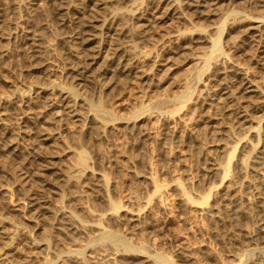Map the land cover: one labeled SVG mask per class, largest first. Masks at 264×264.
<instances>
[{"label":"rangeland","instance_id":"374dc122","mask_svg":"<svg viewBox=\"0 0 264 264\" xmlns=\"http://www.w3.org/2000/svg\"><path fill=\"white\" fill-rule=\"evenodd\" d=\"M94 1L84 6L79 0H0V216L5 226L0 227V246L3 237L7 241L15 233L13 244L0 247V264H90L95 260L88 253L99 248L111 252L110 264H135L152 253L148 258L154 264L159 256L160 264H229L227 229L234 240L251 246L255 235L256 246L263 247L264 223L261 227L257 220L264 210L255 207L248 182L264 189V121L256 120L259 112L251 108L264 98V28L248 29L246 18L264 15V0H254L257 5L251 0H215L216 5L208 0L201 13L184 5L161 21L153 19L154 0ZM88 7L100 20L84 45L75 32L82 15L90 13ZM142 23L148 24L144 35L138 32ZM119 31L125 46L111 54ZM177 31L180 37L168 42ZM216 36L218 50L212 49ZM32 41L37 42L35 58L24 53V44ZM98 47V58L89 59L87 54ZM130 57L134 66L126 69ZM89 60L94 62L86 67ZM242 69H249L246 76L257 83V91L241 87L244 75L237 72ZM85 75L92 77L85 80ZM78 81V115L64 114L58 105L61 94ZM3 94L9 95L7 101ZM219 106L223 112L245 109L248 118L242 125L250 127L229 128L228 114H220ZM102 111L107 114L100 120ZM207 119L212 126L228 128L229 139L206 127ZM212 155L227 166L230 180L238 178L234 182L239 190L245 188L240 190L246 196L242 202L253 208L236 207V215H225L233 220L227 218L223 229L217 220L224 218L221 173L215 169L208 176L204 170ZM21 166L32 172L24 179V174L18 176ZM37 185L43 193H36L45 196L39 201L42 208L22 198L23 193L39 192ZM164 199L168 210L160 204ZM103 231L110 239H103ZM24 235L42 246L22 245ZM183 245L188 250L180 255ZM263 248L259 251L264 254ZM74 255L84 262L75 263ZM255 256L244 254L240 264H251Z\"/></svg>","mask_w":264,"mask_h":264},{"label":"bare ground","instance_id":"6f19581e","mask_svg":"<svg viewBox=\"0 0 264 264\" xmlns=\"http://www.w3.org/2000/svg\"><path fill=\"white\" fill-rule=\"evenodd\" d=\"M79 1H82L83 2V5L84 6H88V4H86L87 2L89 3V2H92L93 3V1L94 0H79ZM96 1H97V3H96ZM96 1H94V3H96V4H102V3H104V0H96ZM136 1V0H135ZM165 0H154V6H153V8H154V12H153V19H159V21H161L163 18H167V17H169L170 15H172L173 13H177V11H179V9L178 8H182V10H184L185 9V7H186V5H192V6H194L195 7V9H194V11H195V13H201V11L203 10H201V9H199V8H201V7H207V3H208V0H192L193 2H190L189 0H166L167 2H166V4L163 6V2H164ZM73 2H74V0H73ZM210 2H212L211 0H210ZM251 2H254V0L252 1L251 0ZM256 2H257V4H258V0H256ZM263 2V1H262ZM213 4H215L216 5V3H215V0H214V2H212ZM255 3V2H254ZM261 3V2H260ZM259 3V4H260ZM77 4V3H76ZM91 4V3H90ZM256 4V3H255ZM256 4V5H257ZM60 5V4H59ZM83 5H81V7L83 6ZM184 5H185V7H184ZM209 5H210V3H209ZM262 5V4H261ZM63 6V5H62ZM251 6H252V4H251ZM260 6V5H259ZM250 7V6H249ZM253 7V6H252ZM57 8H58V6H57ZM59 8H60V6H59ZM89 8V7H88ZM162 8V9H161ZM213 8H215V7H213L212 6V8L211 9H213ZM217 8V7H216ZM67 9V8H66ZM178 9V10H177ZM205 9V8H204ZM211 9H208V11H210ZM90 10V11H89ZM89 12L90 13H87L85 16H83L82 15V17H84L81 21H80V23L79 24H77V28H76V38L77 39H79V40H77V41H80V43H82V44H87L88 45V43L90 42V39L92 40V36L91 37H89V35L88 34H92L91 32H89V30H92L91 28H94V27H96V24H95V22L97 21V20H100V17L98 18L97 17V15H96V13H94V12H91V11H93L94 9L93 8H89ZM181 10V9H180ZM57 11V10H56ZM131 11V10H130ZM97 12V11H96ZM133 12H134V10H133ZM151 12V11H150ZM192 12V11H191ZM237 12H239V11H237ZM58 13V12H57ZM61 13V12H60ZM83 13V12H82ZM98 13V12H97ZM184 13V12H183ZM213 13H215V12H213ZM233 12H229L228 14H227V16H230L231 14H232ZM236 13V12H235ZM240 13V12H239ZM238 13V14H239ZM237 14V13H236ZM236 14H234V16L236 15ZM118 15V14H117ZM239 15H242V16H244V17H246L244 14H239ZM247 15V14H246ZM64 16V15H63ZM113 17H115V18H117V16H115V13L112 15ZM233 16V15H232ZM79 17V16H78ZM231 17V16H230ZM62 18H64V17H62ZM61 18V19H62ZM114 18V19H115ZM144 18V17H143ZM80 19H81V17H80ZM144 19H146V18H144ZM151 19V18H150ZM247 20H249L250 21V24H249V26H248V29H257L259 26L260 27H262L263 26V28H264V15L262 14V15H260V16H253V17H249V18H246ZM66 20V19H65ZM64 20V21H65ZM107 20V19H106ZM76 21V20H75ZM79 21V20H78ZM62 22V21H61ZM255 22H259V23H255ZM76 23H77V21H76ZM104 23H105V21H104ZM63 24V23H62ZM221 24V23H220ZM223 24H225V22H223ZM103 25V24H102ZM148 25V24H147ZM146 24H144V23H142V24H140L139 26V28L140 29H138L139 31V33L141 34V35H144V33L146 32V26H147ZM154 25V24H153ZM223 25L221 24V25H219V28L218 29H220L221 30V27H222ZM115 27V26H114ZM148 29V28H147ZM258 29H260V28H258ZM74 30V29H73ZM72 30V31H73ZM219 30V31H220ZM243 30V29H242ZM198 31V30H197ZM218 31V32H219ZM262 31H263V29H262ZM264 32V31H263ZM122 33H124L123 31H119L118 33H116V37H114V40H116L117 42H115V44H113L112 43V47H109V52L111 53V54H114V52H118V51H120V50H123V47L125 46V39L122 37ZM204 33V32H203ZM248 33V32H247ZM260 33V32H259ZM262 33V32H261ZM37 34V33H36ZM33 35H35V34H33ZM94 35V34H93ZM180 33L177 31V33H172V34H170L169 36H168V42H174V41H176L179 37H180ZM36 36V35H35ZM74 37V38H75ZM33 38L34 39H36L34 36H33ZM33 38H31V37H28L27 39H33ZM38 39V38H37ZM212 39V38H211ZM113 40V41H114ZM213 41H212V45H213V48L212 49H214L215 48V50H218L219 49V46L218 45H220L219 44V42H220V40H219V37L218 36H216V37H214L213 39H212ZM27 41V40H26ZM29 41V40H28ZM34 41V40H33ZM33 41L32 42H30V44H24L25 46H24V53H25V55L27 56V57H29V58H31V57H33L34 56V58L37 56V52H38V48H35L34 46H37L36 44H37V42H35V43H33ZM210 42V41H209ZM27 43V42H26ZM23 45V44H22ZM111 45V44H110ZM179 47L180 46H182L181 44L180 45H178ZM185 46V45H184ZM83 47H85V46H83ZM83 49V48H82ZM85 49V48H84ZM83 49V50H84ZM88 49H90V48H88ZM85 50H87V47H86V49ZM95 50V49H94ZM99 51H100V48L98 47L95 51H93L92 53H90V54H87V57L89 58V59H91V60H93L94 58H96L98 55V53H99ZM107 51V52H108ZM212 51V50H211ZM213 52V51H212ZM215 53H216V51H215ZM85 54V53H84ZM106 54H108V53H106ZM101 55V54H100ZM116 55V54H115ZM210 55V56H209ZM208 56V58H212V55H211V53L209 54ZM85 56V55H84ZM117 56V55H116ZM216 56V55H215ZM218 56V55H217ZM104 57H106V56H104ZM120 57H122V56H120ZM223 57H224V55H223ZM98 58V57H97ZM121 59V58H120ZM130 59H131V57H130ZM222 59V58H221ZM220 59V60H221ZM33 60V59H32ZM186 60V59H185ZM200 60V59H199ZM225 60V59H224ZM90 61V60H89ZM97 61V60H96ZM123 61H125V58L123 59ZM122 61V62H123ZM217 61V60H216ZM94 61H90V62H86V63H88V64H86V63H84V61H83V63H84V65L83 66H85V64H86V67L88 66V65H90V64H92ZM178 63V62H177ZM101 64V63H100ZM124 64H127L128 66H127V68L126 69H128V68H130V66H134L133 64H132V59H131V61H127L126 63L124 62ZM32 65V64H31ZM34 65V64H33ZM75 65H76V63H75ZM108 65V64H107ZM123 65V64H122ZM216 65V64H215ZM234 65H235V63H234ZM234 65H233V67H234ZM237 65V64H236ZM241 65V64H240ZM263 65H264V62H263ZM69 66V65H68ZM126 66V65H125ZM232 67V69H234ZM237 67H238V65H237ZM78 68V67H77ZM82 68H84V67H82ZM136 68V67H135ZM84 69H86V68H84ZM122 69V68H121ZM139 69V68H138ZM229 69V68H228ZM239 69H241V68H239ZM81 70V69H80ZM131 70V69H130ZM227 70V69H226ZM231 70V69H230ZM229 70V71H230ZM236 70V69H235ZM238 70V69H237ZM243 71L241 72V71H239V72H237V74L238 73H241V75H244V76H241V78L243 79V82H242V88H244V90L246 91V92H252V91H257V83L255 84L251 79H249V77H247L248 76V74L247 73H249V72H247L248 70L247 69H242ZM76 71H78L77 69H76ZM75 71V72H76ZM82 71H84V70H82ZM128 72H129V70H128ZM234 72V71H233ZM78 74H80V72L78 73ZM82 74V73H81ZM103 74H106V73H104L103 72ZM139 74V73H138ZM235 74V73H234ZM246 74H247V76H246ZM91 75V74H90ZM90 75H85V77L84 78H86L85 80H90V78L92 77V76H90ZM239 75V74H238ZM88 76V77H87ZM112 76V75H111ZM231 76V75H230ZM234 76V75H233ZM240 76V75H239ZM228 77V76H227ZM111 78H113V77H111ZM198 78V77H197ZM236 78V77H235ZM81 79V81H83L82 80V78H80ZM93 80V79H92ZM223 80V79H222ZM232 80V79H231ZM233 80H237V79H233ZM239 80V79H238ZM237 80V81H238ZM81 81H78L77 83H75V85L74 86H69V87H67L66 89H64V91L62 92V94H61V97H60V103L58 104L59 106H61L62 107V110H63V113L64 114H67V115H71V116H77L78 115V112H77V107H76V105L78 104V89H77V86L78 85H80V83H81ZM110 81V80H109ZM218 81H221V80H218ZM226 81V80H225ZM240 81V80H239ZM254 81H256V80H254ZM235 82V81H234ZM241 82V81H240ZM220 83V82H219ZM222 83V82H221ZM216 84V83H215ZM224 84V83H223ZM225 85V84H224ZM227 85H228V83H227ZM213 86V85H212ZM229 86V85H228ZM222 87V86H221ZM227 87V86H226ZM211 89V88H210ZM214 89V88H213ZM221 89V88H220ZM223 90H225V89H223ZM230 90V89H229ZM228 90V91H229ZM243 89L242 90H240V93H241V91H244ZM259 90V89H258ZM226 91V90H225ZM239 91V90H238ZM230 92V91H229ZM233 92V91H232ZM231 92V93H232ZM226 93V92H225ZM227 94H229V93H227ZM232 95V94H231ZM237 95V94H236ZM227 96V95H226ZM233 96V95H232ZM229 97V96H228ZM238 97V96H237ZM264 97V96H263ZM223 98V97H222ZM225 98V97H224ZM231 98H234V97H231ZM262 98V97H261ZM1 99L3 100V101H7L8 99H9V95L8 94H3V95H1ZM219 100V99H218ZM233 100H235V98L233 99ZM259 100V99H258ZM231 101V100H230ZM219 102V101H218ZM223 102V101H222ZM221 102V103H222ZM228 102V101H227ZM233 103V102H232ZM232 103H230L231 104V107H232ZM46 104L48 105V107H50V105L51 104H49L48 102H46ZM226 105H227V103H226ZM225 105V106H226ZM229 105V104H228ZM226 106V107H230V106ZM248 105V104H247ZM91 106H93V105H91ZM222 106H224V105H222ZM222 106L220 107L221 108V111H220V114H223V113H226L227 112V114L229 115H225L226 116V118H229V120L226 122V124L227 123H229L227 126L229 127V128H231V127H233V128H237V130H238V128H241V130H242V128L244 129V127H247V126H243L242 125V122H243V120H247V118L245 117V109L244 110H242V109H239L238 111H222ZM240 106V105H239ZM243 106V105H242ZM246 106V105H245ZM45 107V106H44ZM94 107V106H93ZM98 107V106H97ZM249 107V106H248ZM239 108V107H238ZM250 108V107H249ZM251 108L252 109H254V110H257L258 112H259V114L258 115H256V117H255V115H254V117H255V119L256 120H258V121H264V98L262 99V100H260V101H256V102H253L252 104H251ZM95 109V108H94ZM230 109V108H229ZM232 109V108H231ZM248 109V108H247ZM62 110H61V112H62ZM93 110V109H92ZM96 110V109H95ZM94 110V111H95ZM220 110V109H219ZM225 110H227V109H225ZM235 110V109H234ZM253 110V111H254ZM104 111H105V109H104ZM104 111H102V112H104ZM252 111V110H251ZM251 111H250V113H251ZM60 112V113H61ZM101 112V114L99 115V116H101L102 114L103 115H105V114H107V112L105 113H102ZM248 112V111H247ZM95 113H97V112H95ZM98 113H100V112H98ZM217 113V112H216ZM250 113H248V114H250ZM62 114V113H61ZM94 114V113H93ZM102 115V116H103ZM252 115V114H251ZM95 116V115H94ZM94 116H92L93 117V119H96ZM102 116L100 117V120H101V118H102ZM224 116V117H225ZM20 117H21V115H20ZM62 117V116H61ZM104 117V116H103ZM223 117V116H222ZM77 119V118H76ZM103 119V118H102ZM211 119V118H210ZM210 119H207V120H205L204 122H205V125H206V127H211L212 128V132L213 133H215V134H221V133H223L226 137H224L223 135H221V138H225L224 140L226 141L227 139H229V136L231 135V134H229V132L227 131L228 130V128H226L225 130H222V126H220V125H214V126H212V125H210ZM255 119L253 120L252 119V121H255ZM99 120V122H100V124H104V122H106V121H100ZM259 123V122H258ZM225 124V123H224ZM225 124V125H226ZM245 124V123H244ZM68 126V125H67ZM250 127V126H249ZM249 127H247V128H249ZM214 128V129H213ZM207 130H208V128H207ZM245 130V129H244ZM249 130V129H248ZM251 130V129H250ZM211 131V130H210ZM236 131V130H235ZM40 132V131H39ZM211 134V133H210ZM237 134V133H236ZM233 135V134H232ZM223 136V137H222ZM235 137V136H234ZM214 138H217V137H215L214 136ZM218 139V138H217ZM216 139V140H217ZM232 139V138H231ZM219 141V140H218ZM229 141V140H228ZM11 142V141H10ZM222 142V141H221ZM220 142V143H221ZM226 143V142H225ZM225 143H223V146L225 145ZM8 144V143H7ZM227 145H228V143H226ZM211 145H215V143H212ZM218 145V144H217ZM217 147H219V146H217ZM223 150H224V147H222V146H220ZM216 149V148H215ZM218 150V149H217ZM226 150H228L227 148H225V151ZM258 150V149H257ZM260 150H262V149H260ZM259 150V152H261ZM216 151V150H215ZM220 151V150H219ZM225 151H224V153H225ZM227 152V151H226ZM229 154V153H228ZM213 155H215V154H213ZM213 155L212 156H209L208 158V165L207 166H205L206 168H204V170H205V172L206 173H208V174H206V175H208L209 176V174L213 171V172H215L214 170L215 169H217L218 170V172H220L221 173V175L219 176L220 177V180H221V185H222V198H221V205H220V207H221V209L220 210H223V212H224V218L222 217V218H220V217H218V221L221 223V228L223 227V228H226V223L228 222H226V219L227 218H231V216L230 217H227V218H225V215L226 214H230V213H234L235 212V214L234 215H236L237 213H236V207L237 208H242L243 206H244V209H246L248 212H251L252 211V207L250 206V205H245V204H243V202H242V200L244 201V199H245V193H243V192H245V191H240V190H243V189H245V188H243V189H240L239 190V188H238V178L237 179H235L234 181H236V180H238V181H236V182H234V181H232V179L230 180V178H229V175H228V172H227V170H226V167L224 166V165H221L219 162V164L217 163V161L215 160V159H217V158H214L213 157ZM41 156V155H40ZM228 156V155H227ZM261 156V154L259 155V157ZM39 157V156H38ZM42 157H43V155H42ZM218 157V156H217ZM230 157H231V155H230ZM254 158H256V156L254 157ZM253 159V158H252ZM42 160V159H41ZM48 160V159H47ZM257 161H259L258 159H256ZM255 160V161H256ZM256 161V162H257ZM252 162V161H251ZM262 163V162H261ZM264 163V162H263ZM252 164V163H251ZM250 164V165H251ZM255 164V163H254ZM257 164H259V163H257ZM45 165V164H44ZM44 165H42V167L44 168L45 166ZM41 166V165H40ZM259 166V165H258ZM254 167V166H253ZM43 168H40V169H43ZM46 168H47V166H46ZM251 168V167H250ZM255 168V167H254ZM253 168V169H254ZM257 168V167H256ZM19 169V168H18ZM260 169V168H259ZM20 171V174L18 175L19 177H20V175H23L22 177H23V179L24 178H26V177H28L32 172H30L29 170H27L26 168H24V167H22L21 166V168L19 169ZM241 170V169H240ZM239 170V171H240ZM255 171V170H254ZM212 172V173H213ZM217 172V171H216ZM215 172V173H216ZM241 172V171H240ZM259 172V171H258ZM219 173V174H220ZM254 173V172H253ZM260 173V172H259ZM40 174V173H39ZM59 174V173H58ZM230 174V173H229ZM237 174V173H236ZM235 174V175H236ZM241 174V173H240ZM243 174V173H242ZM33 175V174H32ZM211 175V174H210ZM216 176H217V174H215ZM231 175V174H230ZM258 175V174H257ZM256 175V176H257ZM262 175V174H261ZM101 176H103V174L101 175ZM100 176V177H101ZM232 176V175H231ZM239 176H242V175H239ZM238 176V177H239ZM254 176V175H253ZM253 176H251V177H253ZM259 176V175H258ZM257 176V177H258ZM235 177V176H234ZM234 177H233V179H234ZM249 177V176H248ZM250 177V178H251ZM260 178H261V176H259ZM263 177H264V174H263ZM32 178V177H31ZM232 178V177H231ZM241 178V177H240ZM242 178H244V177H242ZM256 179V178H255ZM26 180V179H25ZM218 180H219V178H218ZM219 180V181H220ZM242 180V179H241ZM245 180V179H244ZM248 180V179H247ZM257 180V179H256ZM33 182V181H32ZM44 182V181H43ZM245 182H246V180H245ZM245 182H244V184H245ZM260 182H261V184H262V186H263V188H264V178H262V179H260ZM97 183V182H96ZM241 183H242V181H241ZM247 183V182H246ZM248 183H250V185H251V187H253V200H254V204L256 205L255 207L257 208V206L258 207H260V208H262L263 210H264V189H260V187L261 186H258L253 180H249V182ZM248 183H247V185H248ZM98 184V183H97ZM103 184V183H102ZM259 184V183H258ZM247 185H245V186H247ZM249 185V186H250ZM260 185V184H259ZM23 186V185H22ZM37 187H39L38 185L35 187V189L37 188ZM244 187V186H243ZM251 187H249V188H247V189H250ZM33 188V187H32ZM40 188V187H39ZM33 190V189H32ZM37 190H39V192L38 191H29V193H23V196H22V198L23 199H25L26 201H27V203H29L30 205L29 206H33V205H37L38 207H39V205H40V207L42 208V206H44L45 207V205H42V204H40V202L39 201H44L43 199H42V196H40L39 194H37V193H40V192H42L43 193V191H42V189L40 188V189H38L37 188ZM44 190V189H43ZM37 192V193H36ZM219 193V192H218ZM249 193V192H248ZM247 193V194H248ZM45 194V193H44ZM246 194V195H247ZM159 195V194H158ZM43 197H45V196H43ZM219 197H220V195H219ZM248 197V196H247ZM117 198H118V201H120V195H118L117 196ZM166 199V198H165ZM165 199H164V201L163 200H160V204L162 205V207L164 208V209H166V210H168L167 209V207H168V205H167V203H168V201H166L165 202ZM247 200L249 201V199L247 198ZM246 200V201H247ZM252 201V200H251ZM251 201L249 202V203H251ZM218 202V201H217ZM218 203H220V200H219V202ZM216 204V203H215ZM115 206H117V202H116V205ZM170 206V205H169ZM215 205H213V207H214ZM216 206H218V204L216 205ZM215 206V207H216ZM215 207H214V209H215ZM35 208H37L36 206H35ZM256 208H254V209H256ZM44 209V208H43ZM42 209V210H43ZM200 209V208H199ZM218 209V208H217ZM243 209V208H242ZM258 209V208H257ZM239 210H241V209H239ZM259 210V209H258ZM262 210V211H263ZM38 211H40V210H38ZM56 211V210H55ZM63 210L60 208H58V210H57V212H62ZM57 212H56V214H57ZM64 212V211H63ZM65 212H69V211H65ZM65 212H64V214H65ZM222 212V211H221ZM222 212V213H223ZM70 213V212H69ZM69 213H66V214H69ZM218 213V212H217ZM239 213V212H238ZM263 213V212H262ZM43 214V213H42ZM62 214V213H61ZM65 214V215H66ZM218 214H220V213H218ZM228 214V215H229ZM70 215V214H69ZM220 215H222V214H220ZM228 215H226V216H228ZM230 215H232V214H230ZM256 215V214H255ZM258 215V214H257ZM259 215H260V213H259ZM250 216V215H249ZM261 216V215H260ZM67 217H68V215H67ZM70 218V217H69ZM215 218V217H214ZM255 218V217H254ZM257 218V217H256ZM261 218V217H260ZM259 218V220H257V224H259V225H261V227H263L262 226V224L264 223V217L262 216V218L260 219ZM71 219V218H70ZM70 219L68 220V222L70 221ZM216 219V218H215ZM235 219V218H234ZM236 219H238L237 217H236ZM3 220H4V218L3 217H1L0 216V227H5L4 225H3ZM230 220H233V219H230ZM72 221V220H71ZM216 221V220H215ZM254 221H255V219H254ZM231 223L233 222V221H230ZM71 223V222H70ZM256 223V222H255ZM5 224V223H4ZM67 224V223H66ZM69 224V223H68ZM72 224V223H71ZM71 224H69V225H71ZM256 224V225H257ZM69 225H67V226H69ZM85 225V224H84ZM200 225V224H199ZM228 225V224H227ZM200 226H202V225H200ZM229 226V225H228ZM228 226H227V228H228ZM257 227V226H256ZM15 228V227H14ZM72 228V227H71ZM70 228V229H71ZM222 228V229H223ZM260 228V227H259ZM69 229V228H68ZM231 229V228H230ZM260 229H262V228H260ZM3 230V229H2ZM82 230V229H81ZM80 230V231H81ZM103 230V229H102ZM102 230H99V232L100 231H102ZM232 230H233V228H232ZM256 230H258V229H256ZM240 231V230H239ZM239 231H238V233H239ZM254 231V230H253ZM259 231V230H258ZM262 231V230H261ZM17 232V231H16ZM25 232V231H24ZM83 232V231H82ZM95 232V231H94ZM255 232V231H254ZM257 232V231H256ZM3 233H5L4 231H3ZM102 233V232H101ZM101 233L100 234H97L96 235V238H97V236L98 235H101ZM111 233V232H110ZM259 233V232H258ZM14 234L15 233H13L11 236L12 237H9V238H11V239H9V240H7V241H5L6 240V237H3L4 238V242L2 241V247H4V248H6V247H8L10 244H13L12 242H13V238L15 237L14 236ZM21 234V233H20ZM226 234H227V236H228V238L231 240V242H230V240H229V242L231 243H229V246H230V248L228 249V252H227V255L231 258L230 260H229V264H240V262H241V260H242V256L244 255V254H246V253H254L256 256H255V259L252 261V263L251 264H262L263 262L262 261H264V254H263V252H261V251H259V249H262L263 247H264V244L262 245L263 247H260V245H259V247L260 248H258V246H256V243L253 241L254 239L252 238V237H255V235L254 236H252L251 238H250V240H251V242H253V246H251V245H247V244H244V241L242 240V242L243 243H240V242H238V241H236V240H234L233 239V237H232V235H231V232H229V230L227 229L226 230ZM233 234V233H232ZM250 234V233H249ZM261 234V233H260ZM70 235V234H69ZM105 235H106V233L104 234V231H103V233H102V236H103V239H107V238H104L105 237ZM111 235H113V234H110V236ZM7 236V235H6ZM8 236H10V234H8ZM106 236H108V235H106ZM113 236H115V233H114V235ZM113 236H112V238H113ZM247 236H248V234H247ZM263 236V235H262ZM94 237V236H93ZM93 237H91L90 236V239L91 238H93ZM117 237V236H116ZM116 237H114V239L116 238ZM237 237V236H236ZM258 237H259V235H258ZM21 238V237H20ZM96 238H93L92 239V241H94ZM120 237L118 236L117 237V241L118 240H120L119 239ZM256 238L257 237H255V240H256ZM264 238V237H263ZM263 238H261V239H263ZM13 239V240H12ZM98 240L100 239V236L97 238ZM96 239V240H97ZM108 239H110V237L108 238ZM122 239V238H121ZM241 239V238H240ZM261 239H259V240H261ZM80 240V239H79ZM97 240V241H98ZM101 240V239H100ZM99 240V241H100ZM258 240V239H257ZM21 241H23V242H21V243H23L22 245H27L28 247H32L33 245H35V244H38V246H40L41 244H39V241H35V240H32V239H29V236H27V235H24L22 238H21ZM90 241V240H89ZM92 241H90V242H92ZM115 241H116V239H115ZM121 241H123V240H121ZM248 241V240H247ZM262 241V240H261ZM42 242V241H41ZM90 242H88V244H90ZM248 242H250V241H248ZM258 242V241H257ZM263 242H264V240H263ZM1 243V242H0ZM87 243V242H86ZM94 243V242H93ZM44 244V243H43ZM121 244V243H120ZM122 244H124L123 242H122ZM45 245V244H44ZM54 245V244H53ZM92 245V244H91ZM126 246H128L127 244H125ZM42 246V245H41ZM40 246V247H41ZM185 246H187V247H184V245H183V247L182 248H180V250H178L179 251V254L181 255V252H183L184 250H188V245H185ZM190 246V245H189ZM1 247V246H0ZM2 247H1V249H2ZM39 247V248H40ZM47 247V246H46ZM103 247V246H102ZM129 247V248H128ZM127 248L128 249H130V246H128ZM3 248V249H4ZM34 248H35V246H34ZM33 248V249H34ZM62 248H64V247H62ZM61 248V249H62ZM85 248V247H84ZM94 248H96V247H94ZM104 248H106V247H104ZM191 248H192V246H191ZM31 249V248H30ZM118 249V248H117ZM177 249H179V248H177ZM193 249V248H192ZM192 249L190 250V252L192 251ZM264 249V248H263ZM59 250V249H58ZM79 250V249H78ZM83 250V249H82ZM194 250V249H193ZM61 251V250H60ZM68 251H69V248H68ZM67 251V252H68ZM70 251H74L73 250V248L72 249H70ZM69 251V252H70ZM81 251V250H80ZM120 251V250H119ZM177 251V252H178ZM66 252V251H65ZM68 252V253H69ZM75 252V251H74ZM79 252V251H78ZM91 252V251H90ZM113 252V251H112ZM120 252H123V251H120ZM134 252V251H133ZM185 252V251H184ZM58 253V252H57ZM81 253V252H80ZM115 253V252H114ZM130 253V252H129ZM136 253V252H135ZM147 253V252H146ZM149 253V252H148ZM189 253V252H188ZM128 254V253H127ZM127 254H126V256H127ZM153 254V253H152ZM151 254V255H152ZM58 255V254H57ZM67 255V254H66ZM65 255V257H67V256H71V255H67L66 256ZM79 255V254H78ZM86 255V254H85ZM115 255V254H114ZM132 255V254H131ZM138 255H139V253H138ZM143 255V254H142ZM144 255H146V254H144ZM148 255H150V254H148ZM148 255H147V257L146 258H144V259H142L141 257V259L140 260H138L137 261V259L135 260V258H134V263L135 264H154V263H152V262H155V261H151V260H149V258H148ZM150 255V256H151ZM184 255V254H183ZM188 255H191L190 253L188 254ZM194 255V254H193ZM248 255V254H247ZM246 255V256H247ZM88 256L90 257V259L92 258V259H94L95 261H92V262H90L89 261V259L88 258H86L87 260H88V263L90 262V264H110L108 261H109V259H111V252L109 253V252H107L106 250H104L103 248L102 249H100L99 248V250L97 249L96 251L94 250V251H92L91 253H88ZM135 256V255H134ZM154 256V255H153ZM185 256H187L186 254H185ZM184 256V257H185ZM58 257V256H57ZM74 257H76L75 255H74ZM73 256L70 258V259H73L74 258ZM155 257V256H154ZM160 257V256H159ZM159 257H156V258H159ZM191 257V256H190ZM63 258H64V256H63ZM83 259V257H76L75 259H74V262L75 263H79V261L81 262L82 260H80V259ZM116 258V257H115ZM130 258V257H129ZM132 258V257H131ZM155 258V260H159V262L158 261H156V262H158L159 264L161 263L160 262V259H156ZM58 259V258H57ZM61 259V258H60ZM133 259V258H132ZM152 259H154V258H152ZM197 259V258H196ZM112 260V259H111ZM125 260V259H124ZM127 260H130V259H127ZM48 262V261H47ZM70 262V261H69ZM82 262H84V261H82ZM262 262V263H261ZM130 263H131V261H130ZM50 264H51V262H50ZM70 264H72V263H70ZM133 264V263H132Z\"/></svg>","mask_w":264,"mask_h":264}]
</instances>
